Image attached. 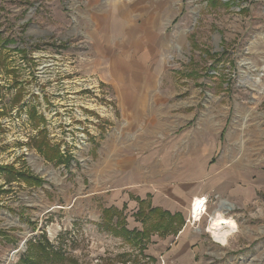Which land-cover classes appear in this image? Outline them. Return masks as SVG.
Masks as SVG:
<instances>
[{
	"label": "rangeland",
	"instance_id": "374dc122",
	"mask_svg": "<svg viewBox=\"0 0 264 264\" xmlns=\"http://www.w3.org/2000/svg\"><path fill=\"white\" fill-rule=\"evenodd\" d=\"M109 1L0 0V264H264V0H134L121 68Z\"/></svg>",
	"mask_w": 264,
	"mask_h": 264
},
{
	"label": "crops",
	"instance_id": "0c3cea01",
	"mask_svg": "<svg viewBox=\"0 0 264 264\" xmlns=\"http://www.w3.org/2000/svg\"><path fill=\"white\" fill-rule=\"evenodd\" d=\"M104 11V18H113L111 20L110 27H107L106 30H108V32L111 31L113 37L115 38L114 45L116 52L114 53V56L119 60L115 59L114 64L115 66L119 65L121 68V64L124 62V64H126L125 67H128L129 64L132 65L134 63V0H110L109 4H107V8ZM117 72L121 74L124 73L122 71ZM130 73L134 74V71H130ZM152 207H157L168 212L174 211L153 204ZM233 232H235V228L229 232L227 240ZM212 238L222 245L227 243V240L225 243H222L216 240L213 236Z\"/></svg>",
	"mask_w": 264,
	"mask_h": 264
},
{
	"label": "bare ground",
	"instance_id": "6f19581e",
	"mask_svg": "<svg viewBox=\"0 0 264 264\" xmlns=\"http://www.w3.org/2000/svg\"><path fill=\"white\" fill-rule=\"evenodd\" d=\"M205 203V197H196L194 199L192 205L190 206V216L193 217L194 220L201 219V215L205 210ZM216 212L217 213L210 218L208 229L215 239L223 242L228 233L230 224L225 217L222 216V212L220 210H217Z\"/></svg>",
	"mask_w": 264,
	"mask_h": 264
},
{
	"label": "trees",
	"instance_id": "16d2710c",
	"mask_svg": "<svg viewBox=\"0 0 264 264\" xmlns=\"http://www.w3.org/2000/svg\"><path fill=\"white\" fill-rule=\"evenodd\" d=\"M7 42L8 41V39H5L4 41H2V42ZM45 146V144H43V145H41V146H39V149H42L43 147ZM56 148V147H55ZM54 147H52V152H55V154H57V152L58 153H60L59 151H58V149H57V151H56V149H55ZM58 156H60V157H62L63 155H58ZM63 160V159H62ZM62 160H60L59 159V161H62ZM64 160H66V161H64ZM62 162H67V159L65 158ZM141 201H143V200H141ZM141 201H139L140 203H141ZM104 212H107V211H105L104 210ZM155 214H159V219H161L162 221L164 220V218L163 217H161V215H166V216H170L169 215V213H168V211H165V210H160V208H157V207H149L148 209H147V216H149V215H155ZM156 226H157V224L156 223H154ZM158 226H163V225H158ZM106 228H108V229H111V227H108L107 225H106ZM120 230H121V234L123 235V236H129L130 234H132L133 232H134V230H129V229H126V228H124V227H121L120 228ZM138 233V232H137Z\"/></svg>",
	"mask_w": 264,
	"mask_h": 264
}]
</instances>
